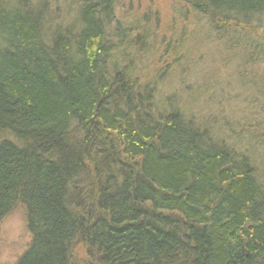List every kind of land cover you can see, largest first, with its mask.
I'll list each match as a JSON object with an SVG mask.
<instances>
[{"label":"trees","instance_id":"trees-1","mask_svg":"<svg viewBox=\"0 0 264 264\" xmlns=\"http://www.w3.org/2000/svg\"><path fill=\"white\" fill-rule=\"evenodd\" d=\"M182 2L263 64L236 84L264 114V0ZM118 4L0 0V222L22 207L30 239L14 264H264V139L159 106L127 54L156 13Z\"/></svg>","mask_w":264,"mask_h":264},{"label":"rangeland","instance_id":"rangeland-1","mask_svg":"<svg viewBox=\"0 0 264 264\" xmlns=\"http://www.w3.org/2000/svg\"><path fill=\"white\" fill-rule=\"evenodd\" d=\"M118 3L116 17L127 23L147 11L156 13L149 17V27L146 32L143 29L144 36L137 41L144 51L137 53L129 46L127 54L134 58L133 64L144 75V81L157 78L154 101L159 106L171 95L187 115L210 120L216 126L228 122L235 130L234 135L240 138L256 134L264 139V114L247 104L255 99L243 97L241 87L236 84L237 71L257 69L253 72L256 77L261 75L263 64L253 61L255 64L250 68L251 63H244L228 52L222 41L215 40L206 21L184 7L182 0H118ZM184 10L190 12L181 16ZM135 36L134 31L130 32L128 40ZM238 66L244 69L237 70ZM29 240L24 210L19 206L0 222V264H14Z\"/></svg>","mask_w":264,"mask_h":264}]
</instances>
